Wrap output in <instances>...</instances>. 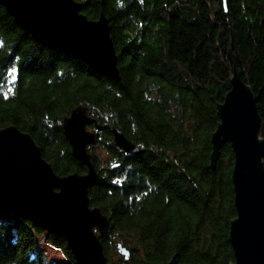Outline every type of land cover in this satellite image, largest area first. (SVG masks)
Here are the masks:
<instances>
[{
    "label": "trees",
    "instance_id": "trees-1",
    "mask_svg": "<svg viewBox=\"0 0 264 264\" xmlns=\"http://www.w3.org/2000/svg\"><path fill=\"white\" fill-rule=\"evenodd\" d=\"M75 1L89 21H108L120 79L37 45L0 3V131L13 125L29 134L57 175H83L61 125L85 106L102 127L96 145L112 160L101 167L90 152L99 174L90 206L112 220L101 236L108 264H169L174 256L233 264L234 155L224 144L213 168L211 137L236 69L255 94L264 139V0H145L140 11L152 23L142 28L132 0ZM112 127L145 153L125 157ZM0 216V264H45L31 255L44 232ZM47 243L76 264L63 239ZM118 244L130 251L127 262Z\"/></svg>",
    "mask_w": 264,
    "mask_h": 264
},
{
    "label": "water",
    "instance_id": "water-1",
    "mask_svg": "<svg viewBox=\"0 0 264 264\" xmlns=\"http://www.w3.org/2000/svg\"><path fill=\"white\" fill-rule=\"evenodd\" d=\"M15 24L39 46L74 55L96 73L120 79L110 28L104 15L89 21L83 4L75 0H0ZM220 119L211 137V166L216 167L224 144L234 155L232 184L236 218L230 224L233 264H264V139L255 94L237 70L231 89L217 106ZM62 130L74 158L87 173L61 177L32 137L15 126L0 131V215L24 218L48 236L61 238L78 264H108L101 236L111 218L90 206V190L99 180L89 148L102 129L85 106L74 108L62 120ZM94 127L95 131L91 130ZM114 143L127 158L145 150L121 130L112 127ZM117 252L127 262L130 251ZM169 264H180L174 256Z\"/></svg>",
    "mask_w": 264,
    "mask_h": 264
},
{
    "label": "rangeland",
    "instance_id": "rangeland-1",
    "mask_svg": "<svg viewBox=\"0 0 264 264\" xmlns=\"http://www.w3.org/2000/svg\"><path fill=\"white\" fill-rule=\"evenodd\" d=\"M89 150L92 154H95L97 158L100 160L101 167L106 166V164H108L109 161H112L111 156L108 154V152L97 145L92 146L91 148H89ZM2 220L3 218L0 216V222ZM45 235H46L45 233L39 235L37 239L36 247L33 250H31L32 258L33 259L35 258L34 255L37 254V251L39 250V253L42 254L44 258L45 264H71V262L69 261V259L66 257V255L61 249L48 243H46V246H44L43 248L41 249L39 248L43 238L42 236ZM119 259L120 258L118 257V255H113L114 261H119Z\"/></svg>",
    "mask_w": 264,
    "mask_h": 264
},
{
    "label": "flooded vegetation",
    "instance_id": "flooded-vegetation-1",
    "mask_svg": "<svg viewBox=\"0 0 264 264\" xmlns=\"http://www.w3.org/2000/svg\"><path fill=\"white\" fill-rule=\"evenodd\" d=\"M88 3L90 2V0H86ZM145 0H132V4H135L137 6V15H136V20L138 22V26L139 27H143V26H150L151 23H152V20H148L147 23H145V16L144 14L142 13L141 8H142V5L144 4ZM165 21V20H164ZM144 23V24H143ZM156 23V22H155Z\"/></svg>",
    "mask_w": 264,
    "mask_h": 264
},
{
    "label": "bare ground",
    "instance_id": "bare-ground-1",
    "mask_svg": "<svg viewBox=\"0 0 264 264\" xmlns=\"http://www.w3.org/2000/svg\"><path fill=\"white\" fill-rule=\"evenodd\" d=\"M93 131H95V129H94ZM99 131H100V130H99ZM96 132H98V131H96ZM1 222H2V221H1ZM42 237H43V238H42L41 244H40V246H39L40 249L43 248L44 246H46V242L44 241L45 236H42ZM38 254H39V250L37 251V254L34 255L35 258L38 256ZM76 264H77V263H76Z\"/></svg>",
    "mask_w": 264,
    "mask_h": 264
}]
</instances>
